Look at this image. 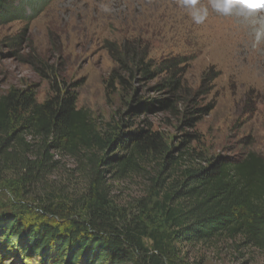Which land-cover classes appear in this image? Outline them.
Here are the masks:
<instances>
[{
	"label": "rangeland",
	"instance_id": "1",
	"mask_svg": "<svg viewBox=\"0 0 264 264\" xmlns=\"http://www.w3.org/2000/svg\"><path fill=\"white\" fill-rule=\"evenodd\" d=\"M33 6L32 13L25 11L28 19L14 16L0 26V94L33 87L43 102L47 78L66 81L79 85L78 107L102 132L111 129L127 139L144 131L162 142V154L137 160L139 168L125 179L119 180L116 164L101 167L107 199L119 215L141 217L149 232L172 237L177 229L162 213L166 196L193 171L251 151L264 156V36L256 42L262 25L255 17L222 15L209 0H198L197 7L208 9L201 24L175 0H49L40 11ZM116 50L142 59L151 78L137 68L125 74L126 90L111 86ZM169 81L178 83L176 91L160 88ZM166 100L174 109L161 106ZM110 151L129 155L117 147ZM61 161L39 186L0 181V216L45 222L46 206L83 214L89 180L75 161ZM17 245L0 237V264L36 263ZM146 245L151 249L153 242ZM179 247L182 264H264V254L243 246L240 237Z\"/></svg>",
	"mask_w": 264,
	"mask_h": 264
},
{
	"label": "trees",
	"instance_id": "2",
	"mask_svg": "<svg viewBox=\"0 0 264 264\" xmlns=\"http://www.w3.org/2000/svg\"><path fill=\"white\" fill-rule=\"evenodd\" d=\"M48 2L0 0V26L14 16L28 19L25 11L29 7L32 13L30 4L40 11ZM114 52L118 67L111 86L117 83L126 90L125 74L133 69L139 68L147 79L153 75L137 56ZM47 80L50 91L43 102L33 87L0 94V181L13 178L28 187L39 186L61 168L62 159L70 158L89 180L82 197L85 212L46 206L42 213L49 221L26 223L16 216H0V237L7 243L17 242L20 253L36 260L34 264H182L180 245L239 237L243 246L264 254L263 155L251 151L193 171L181 188L166 196L162 209L177 230L172 237H157L141 217L114 211L101 167L116 164L119 180L125 179L139 168L137 160L163 151L158 134L140 131L126 139L123 134L113 135L111 129L102 132L90 112L78 107L79 85ZM160 88L174 92L178 83L169 81ZM160 104L174 109L171 100ZM143 108L150 110L151 105ZM114 147L129 155L111 153ZM147 239L153 242L151 249Z\"/></svg>",
	"mask_w": 264,
	"mask_h": 264
},
{
	"label": "clouds",
	"instance_id": "3",
	"mask_svg": "<svg viewBox=\"0 0 264 264\" xmlns=\"http://www.w3.org/2000/svg\"><path fill=\"white\" fill-rule=\"evenodd\" d=\"M178 7L185 8L189 11L193 21L196 24H201L208 16L206 7H197L198 0H175ZM210 7L217 13L228 16L236 14L244 18L257 19V22L262 25L257 31L256 42L259 43L260 38L264 36V0H209ZM105 12L111 11L105 7Z\"/></svg>",
	"mask_w": 264,
	"mask_h": 264
}]
</instances>
